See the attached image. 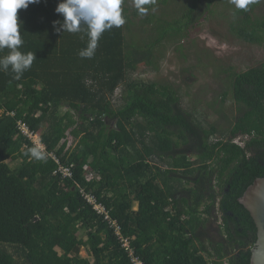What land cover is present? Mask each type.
<instances>
[{
    "label": "trees",
    "instance_id": "1",
    "mask_svg": "<svg viewBox=\"0 0 264 264\" xmlns=\"http://www.w3.org/2000/svg\"><path fill=\"white\" fill-rule=\"evenodd\" d=\"M185 1L171 12L172 0H148L141 13L122 0L125 23L100 36L91 58L79 55L86 26L54 27L62 0L18 10L20 51L36 60L19 79L0 70V264H132L131 252L143 264H251L258 230L240 199L264 178V61L231 72L221 101L231 95L238 114L227 129L197 119L173 86L133 74L222 4L229 33L264 48V0ZM21 124L41 134V158Z\"/></svg>",
    "mask_w": 264,
    "mask_h": 264
},
{
    "label": "rangeland",
    "instance_id": "2",
    "mask_svg": "<svg viewBox=\"0 0 264 264\" xmlns=\"http://www.w3.org/2000/svg\"><path fill=\"white\" fill-rule=\"evenodd\" d=\"M172 2V6L168 8L171 12L177 5L180 8L186 6L185 0ZM161 8L158 5L154 12L159 14ZM223 10L228 11V7L222 4L213 14L203 12L188 36L184 33L172 34L163 47L158 49L153 65H140L133 77L173 86L185 109L197 119L214 124L220 129H227L238 114L231 95L226 102L221 101L222 94L229 91L230 74L263 62L264 48L244 44L233 37L222 16ZM258 10L263 13L261 8ZM119 94L120 90L117 91V96ZM40 135L35 134L31 139L43 151L45 147L40 142ZM65 141L68 148L76 145L69 134ZM66 169L69 168H61L63 174L67 173ZM84 176L88 181L93 179L87 166L84 168ZM81 255L87 257L85 251Z\"/></svg>",
    "mask_w": 264,
    "mask_h": 264
},
{
    "label": "clouds",
    "instance_id": "3",
    "mask_svg": "<svg viewBox=\"0 0 264 264\" xmlns=\"http://www.w3.org/2000/svg\"><path fill=\"white\" fill-rule=\"evenodd\" d=\"M41 0H0V49H8V54L0 57V70L11 71L15 78L28 70L36 60L35 53L20 51L23 45L21 25L18 23L17 12L27 9L30 4H39ZM148 0H135L136 7L143 13L142 5ZM250 0H231L236 8L245 9ZM122 0H62L58 3L55 12L63 16V22H54L59 25L57 31L78 33L82 25L87 28L89 42L86 49L80 51L82 58H91L98 46L100 36L113 27H120L125 23L121 8ZM35 158H41L38 147L29 149Z\"/></svg>",
    "mask_w": 264,
    "mask_h": 264
},
{
    "label": "water",
    "instance_id": "4",
    "mask_svg": "<svg viewBox=\"0 0 264 264\" xmlns=\"http://www.w3.org/2000/svg\"><path fill=\"white\" fill-rule=\"evenodd\" d=\"M240 203L251 214L258 230L256 247L252 251L251 264H264V178L251 185Z\"/></svg>",
    "mask_w": 264,
    "mask_h": 264
},
{
    "label": "built area",
    "instance_id": "5",
    "mask_svg": "<svg viewBox=\"0 0 264 264\" xmlns=\"http://www.w3.org/2000/svg\"><path fill=\"white\" fill-rule=\"evenodd\" d=\"M20 129L24 135L28 136L30 139L33 138L34 134L31 133L24 124L20 125ZM65 171H67V173L64 172V176L70 177L71 176L70 170L66 169ZM85 198L87 199L88 203L92 205L98 213L105 215L106 220L110 221V218L108 216L105 207L102 204L98 203L96 198H94L92 195H85ZM110 223H112V226L116 228L117 236L121 238L119 227L116 225L115 222L110 221ZM122 242L124 247L129 248V243L127 240L122 239ZM130 254L132 257V264H143V262L139 258L135 257L132 252Z\"/></svg>",
    "mask_w": 264,
    "mask_h": 264
}]
</instances>
